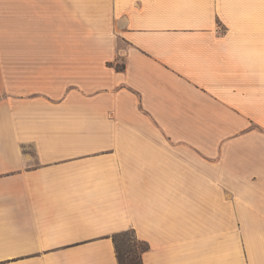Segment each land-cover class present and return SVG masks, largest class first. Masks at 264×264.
<instances>
[{"label":"crops","instance_id":"1","mask_svg":"<svg viewBox=\"0 0 264 264\" xmlns=\"http://www.w3.org/2000/svg\"><path fill=\"white\" fill-rule=\"evenodd\" d=\"M126 230L264 264V0H0V264H118Z\"/></svg>","mask_w":264,"mask_h":264},{"label":"trees","instance_id":"2","mask_svg":"<svg viewBox=\"0 0 264 264\" xmlns=\"http://www.w3.org/2000/svg\"><path fill=\"white\" fill-rule=\"evenodd\" d=\"M122 71L124 66H116ZM118 264H142V256L149 249L147 243L137 239L134 230H126L112 236Z\"/></svg>","mask_w":264,"mask_h":264},{"label":"rangeland","instance_id":"3","mask_svg":"<svg viewBox=\"0 0 264 264\" xmlns=\"http://www.w3.org/2000/svg\"><path fill=\"white\" fill-rule=\"evenodd\" d=\"M117 66H121V62H117Z\"/></svg>","mask_w":264,"mask_h":264}]
</instances>
